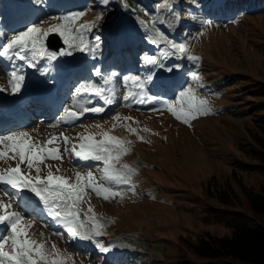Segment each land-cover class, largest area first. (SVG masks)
Wrapping results in <instances>:
<instances>
[{
    "label": "rangeland",
    "instance_id": "1",
    "mask_svg": "<svg viewBox=\"0 0 264 264\" xmlns=\"http://www.w3.org/2000/svg\"><path fill=\"white\" fill-rule=\"evenodd\" d=\"M152 1L154 10L145 2L152 14L140 16L127 0H0V95L18 101L35 83L65 101L54 119L33 121L0 139L27 132L43 144L57 137L49 147L58 148L63 159L40 164L41 177L49 166L70 183L77 172H91L97 184L117 193L105 200L86 189L78 219L91 239H80L53 220L33 193L0 184V201L32 222L29 238L44 243L48 252L55 245L66 264H207L193 251L205 233L225 238L236 227L264 232V214L251 209L247 196L264 187V0H232L238 4L230 13L226 0ZM77 13L83 15L71 27L89 26L84 51L69 49L53 31L36 51L3 54L12 37L28 27L55 28L68 21L54 18ZM53 33L64 45L58 52L48 47L58 45ZM68 51L72 54H61ZM14 72L24 77L16 92L9 85ZM129 75L138 76L140 85L125 83ZM84 84L105 91L102 96L79 92ZM188 88L195 99L207 101L209 111L186 124L167 108L179 107V94ZM93 107L102 111H84ZM105 132L128 142L127 154L114 165L116 171L124 165L134 171L128 183L103 179L102 160L70 154L84 143L79 137L100 141ZM9 144L5 140L0 150ZM17 163L19 157L0 160V171ZM20 168L29 171L26 163ZM93 215L101 228L89 221ZM0 227V237L11 236L9 226ZM10 248L9 243L5 251Z\"/></svg>",
    "mask_w": 264,
    "mask_h": 264
},
{
    "label": "snow or ice",
    "instance_id": "2",
    "mask_svg": "<svg viewBox=\"0 0 264 264\" xmlns=\"http://www.w3.org/2000/svg\"><path fill=\"white\" fill-rule=\"evenodd\" d=\"M82 15V13H77L73 17L54 18L66 20L68 23L47 30L35 26L28 27L25 31H21L19 34L13 36L8 44L4 46L3 54L7 55L9 50L16 49L36 51L37 44L53 31L59 33L64 38V43L68 45L69 49L84 51L87 47L84 40V32L89 26L82 25L79 29L71 27L72 22ZM41 50H43L42 45ZM61 54L71 55L72 53L68 51ZM55 57L56 53L53 52L49 58L55 59ZM19 58L25 59L24 56H20ZM188 59L195 62L199 58L189 56ZM150 63H155V61H150ZM23 79V76L17 75L15 72L12 74L9 85L12 87L13 92L18 91ZM193 79H198V77L194 75ZM124 80L125 83L131 82L134 86L140 85V78L138 76H125ZM78 91L102 96L105 90L93 84H84L81 85ZM179 97V100L176 101V105L179 107L169 104L167 110L183 123L188 124L190 119L194 118L196 114L209 111L206 107L207 101L195 99L191 88H188L186 91L182 90ZM84 111L99 113L102 109L93 107L90 109L85 108ZM66 112L68 116L78 118L76 112L67 110ZM113 119H118V117H114ZM96 127L99 128L100 126L96 125ZM128 130L134 131L132 129ZM102 136L103 139L100 141H96L93 135L79 137L84 143L79 145V151L76 150V146H73L70 154H74L77 158L83 160H102L105 164L103 179L113 180L116 183H128L134 171L129 169L127 165L122 166V171L114 169V165L119 161L121 155L127 154V149L124 145L128 142L112 137L106 132L102 133ZM5 140L9 141L10 144L7 151L0 150V160H4L5 158L16 160L19 157V163L14 168L0 171V184L8 185L17 190V192L27 190L33 193L43 203L48 215L57 221L72 238L91 239L84 232V223L78 219L80 205L84 203L83 195L86 189H90L97 197L103 196L105 200H108L110 195L115 196L117 193L112 192L110 188L102 184H97L91 172H88L86 176H82L77 172L75 174V183H70L68 178L54 175L49 166L47 175L41 177L40 172L42 169L39 166L40 164H43L47 159H63L62 155L59 154L58 148L49 147L56 142L57 137H51L41 144L35 141L29 133L20 132L0 139V145H4ZM63 141L67 144L68 138L63 137ZM65 151L69 150L66 148ZM25 163L29 169L26 174L22 173L20 168V165ZM33 170L36 173L35 177L32 176ZM58 171L59 168H57ZM11 208V203L0 201V224H6L11 229V236L6 238L0 237V264H66V259L59 254L55 245L52 246V251L48 252L45 250L44 243H38L29 238L27 230L32 227V222H25L24 217L17 211H11ZM88 212H93V209L89 207ZM88 219L95 228L99 229L102 227V225L96 223L94 215L88 217ZM22 223L23 227H21ZM9 243L11 244V248L9 251H5V247Z\"/></svg>",
    "mask_w": 264,
    "mask_h": 264
},
{
    "label": "trees",
    "instance_id": "3",
    "mask_svg": "<svg viewBox=\"0 0 264 264\" xmlns=\"http://www.w3.org/2000/svg\"><path fill=\"white\" fill-rule=\"evenodd\" d=\"M145 1L154 6L151 0H129V4L141 15L148 16ZM237 4L229 1L226 8L231 11ZM247 196L251 209L264 214V187L260 192H251ZM193 251L200 260L209 261L207 264H264V232L260 229L236 227L232 235L225 238L205 233L193 244Z\"/></svg>",
    "mask_w": 264,
    "mask_h": 264
},
{
    "label": "bare ground",
    "instance_id": "4",
    "mask_svg": "<svg viewBox=\"0 0 264 264\" xmlns=\"http://www.w3.org/2000/svg\"><path fill=\"white\" fill-rule=\"evenodd\" d=\"M13 38V37H12ZM80 62V61H79ZM84 63V62H82ZM84 65V64H83ZM179 78V77H178ZM168 80V79H166ZM164 81L165 85H170V80L169 81ZM162 83V84H164ZM40 84L37 85V84H30L28 87H26V89H24L21 93H20V100L21 99H27V98H30V100H32L33 96L34 95H37L39 92H42V90L40 89ZM46 95L48 97V99L52 100V94L50 93V89H48L46 91ZM13 98H2V96L0 95V104L1 105H5V104H13V105H16L18 104L17 102H12Z\"/></svg>",
    "mask_w": 264,
    "mask_h": 264
},
{
    "label": "water",
    "instance_id": "5",
    "mask_svg": "<svg viewBox=\"0 0 264 264\" xmlns=\"http://www.w3.org/2000/svg\"><path fill=\"white\" fill-rule=\"evenodd\" d=\"M53 36V35H52ZM53 39H56L58 42H57V44L58 45H56V44H53V43H51V44H49V47L51 48V49H54V50H57V51H59L60 50V48L61 47H63V44H62V42L60 41V38L56 35V36H53L52 37Z\"/></svg>",
    "mask_w": 264,
    "mask_h": 264
}]
</instances>
